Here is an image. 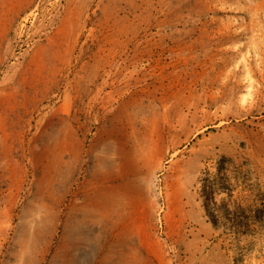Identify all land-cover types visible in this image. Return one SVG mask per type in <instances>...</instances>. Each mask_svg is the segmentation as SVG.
<instances>
[{
	"label": "rangeland",
	"instance_id": "obj_1",
	"mask_svg": "<svg viewBox=\"0 0 264 264\" xmlns=\"http://www.w3.org/2000/svg\"><path fill=\"white\" fill-rule=\"evenodd\" d=\"M0 264H264V0H0Z\"/></svg>",
	"mask_w": 264,
	"mask_h": 264
}]
</instances>
